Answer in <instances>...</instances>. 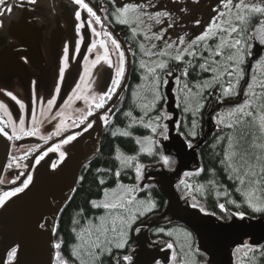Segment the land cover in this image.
<instances>
[{"label": "flooded vegetation", "instance_id": "af4514ba", "mask_svg": "<svg viewBox=\"0 0 264 264\" xmlns=\"http://www.w3.org/2000/svg\"><path fill=\"white\" fill-rule=\"evenodd\" d=\"M89 2L91 3L84 0V3L88 4L96 13V16L100 18V23H96L95 17L86 15L85 11H81L78 7L74 8L71 6L70 2L64 3L62 0L57 1V9L49 5H37L34 7L32 4L27 3V0H7L6 6H0V10L5 12L3 16H0V104L4 106L0 108V113L7 121L11 132L10 152L0 180V196H3L5 192L15 190L18 186L22 187V182L26 177H32V182L24 192L18 193L8 199L10 200L23 196L22 198H24L25 202L20 206L19 217H16L14 220L15 222L12 224L16 231L15 239H10L8 232L0 230V253L4 254L8 264V252L11 248H16L18 256L20 244L22 242L20 238L24 235L26 230H31L33 227L31 223L32 218L28 216L27 212L38 200L39 195L44 192L43 188L38 189L36 185L49 184L45 176L47 174V167L50 163V159H56L54 154H58L61 151L64 153L70 152L72 154L78 153V151H80L79 149L88 142L87 140L90 138V133L96 126L99 125L100 127L101 122L103 129L102 139H104V134L108 126L111 124V127H113L117 123L116 116L120 112H124L123 115L127 118V115L130 113V106H132L133 102L131 96V104H128L127 107L125 104L128 99V85L131 77H129L130 80L125 90L122 92L128 66V58L127 54H125L124 44L130 52L133 69L134 64L138 65L139 63V61L136 60V51L133 44H135L137 50H139V59L141 58L139 43L131 36V32L127 29L129 26L116 21L118 17L116 12L117 8L112 1L89 0ZM6 7H12V12H7ZM15 8L17 9L16 13L18 18L16 19V23L10 24L6 17L10 16ZM40 8H44L46 11L43 12V9ZM77 11L80 12L79 20L76 18ZM93 29L95 31H93ZM103 31L117 41L119 50L124 53L125 74L121 79L120 86L110 97L108 95L106 96L104 106L96 108L95 103H97L99 99L93 92L96 86L94 84V76L96 74H90L88 79L86 77H83V79L79 77L74 81L72 86L68 84L71 82V79L75 77L82 62L87 57L86 55H88L90 37L93 35L91 33L96 34L97 32H102L103 34ZM66 49L67 53L65 52ZM22 54L29 58L28 63H24L21 59ZM66 54L68 56V63L65 68L64 57ZM61 69L65 70L67 75L61 77ZM142 72L143 74L145 73L143 69ZM131 74L129 75L131 76ZM69 75L71 78H68ZM50 81L53 83V89H58V91L48 89ZM139 81L143 82L144 79L139 78ZM78 85L79 87H77ZM42 89L47 90H44L37 96H30L33 92ZM132 92L133 96L136 98V92ZM62 95L67 96L69 99L66 101L63 99L64 97ZM13 96L16 97L15 100L12 99ZM42 97L45 99L46 104H48L50 99L54 100L55 103L51 108L47 105V107H43L42 109L40 108L41 106H38ZM17 101H19V103H17ZM20 104H23L24 107L21 108ZM165 104L166 101L160 110L155 111V119L161 117L159 120L156 119L159 126L161 124H166L168 120L166 110L165 113L163 112ZM84 105L89 107L88 109L91 111L90 115L88 114L89 111L83 113L84 110L82 107ZM51 109H70L73 110L74 113L77 109L80 111V114L77 115L75 113L74 118H70L68 121H65L66 118L59 116H54L51 120ZM21 119L25 121L24 127L26 130L30 131L33 128H37L38 132L35 135L20 134L19 120ZM145 119L148 122H153L150 118ZM141 120H143V117ZM58 125L65 128L60 134L54 132ZM14 127L17 133L15 136L12 135ZM162 132L161 136L156 134V143L158 144L161 139L165 141L168 140V128L166 132ZM177 134L179 133L177 132ZM69 136H75L76 138L67 144L63 143ZM164 136H167V139H165ZM57 145L62 146L57 149ZM55 148L57 150L53 151ZM74 154L66 158L63 161V165L69 158H72ZM49 155L52 156L50 157ZM40 156L44 158L37 164L36 160L39 159ZM133 164L136 167V165L140 163L138 160L132 159L128 166ZM142 169H144V167ZM142 169L140 173L141 183L143 182ZM237 187L242 194V185H238ZM8 200H6V202ZM222 200V204L224 205L229 203L232 206L236 205L237 208L241 205V201L232 197H226V195L222 197ZM245 201L247 203L246 198ZM246 205L248 207V213H257L249 207L248 203ZM191 206L193 207V205ZM194 208L198 209L196 206ZM219 209L221 208L219 207ZM198 210L201 209L199 208ZM202 212L203 214L216 217L224 224L231 222V215L234 213H241L226 208L221 211L224 212V216L221 217H218L214 213ZM248 213H244V217L252 218ZM1 228L2 224L0 223V229ZM194 238L196 252L198 253V241L196 237ZM134 245L132 246L131 254ZM255 253V250L245 248H241L240 251L235 250L234 264H254L252 259ZM199 255L201 256V261L198 262L199 264H213L210 256L204 253H200ZM17 256L12 261V264L17 263Z\"/></svg>", "mask_w": 264, "mask_h": 264}, {"label": "trees", "instance_id": "16d2710c", "mask_svg": "<svg viewBox=\"0 0 264 264\" xmlns=\"http://www.w3.org/2000/svg\"><path fill=\"white\" fill-rule=\"evenodd\" d=\"M105 1L109 2L107 0ZM262 21H264V13H251L246 33L247 36L252 37V39L247 41V43L251 45V48L253 45V38L256 37L259 42L260 36L262 32H264V24L261 23ZM127 29L131 32L129 27H127ZM131 36H133L132 32ZM218 42V39H210L206 41V43L213 46ZM204 43L205 42H200L199 47L196 49V57L186 56L182 61L170 60L166 68L160 72L162 99L156 110H160L166 101L165 107L163 108V112L165 113L167 105L165 88L167 84L165 85L163 81L167 79L169 71L172 73L177 72V80H179V82L176 80L174 93L177 99V108L179 110V121L176 129L187 144L191 143L192 146L200 141V134H203L204 131H206L205 113H207L212 101L216 98L215 103L218 105L234 102L239 99L242 87L246 82V71L248 70L249 61L251 59L250 54L247 55L244 63L240 65L243 71V77L240 79L236 88L238 94L223 96L222 88L219 85H213L211 89H203L199 97H190L188 104L189 111H185L186 104L184 97L187 90L184 88V85L187 83L192 89V92L196 93L197 89L194 85L201 83L204 80L212 79L211 73L203 72L199 69V64L204 62L199 59L200 55L207 56V52H201ZM133 46L136 51V60H138L139 50H137L135 44H133ZM214 59L220 60L221 57H214ZM188 61H191L192 65H195V67L190 66ZM185 68H187L189 72V75L186 78L182 75ZM131 70V80L129 79L130 83L128 85V99L125 104L126 107L128 104L130 105L132 98L133 102L129 110L131 115L128 114L127 118H125L123 115L124 112H120L116 116L117 123L113 127H111V124L108 126V129L104 134V139L102 140L103 145L101 154L94 161H91L89 165H86L83 168L75 191L57 218L53 238L55 239V243L61 244V248L57 249V251H59L64 260L68 261V264H81V259L76 258L74 255V249L81 243L82 239L89 238L87 230L91 229L93 238L95 237V226H99L100 224L99 217L105 216L106 219H108V227H111V220L108 212L103 208H93L90 204L91 200H102L105 191L114 189L120 184L122 186H137L138 200L144 202L145 205L148 202L155 205L150 211L137 215V219L132 226L133 229L141 225L143 222L161 215L167 207V200L163 198V195L160 193L156 185H146L144 188H141L140 176L139 178L137 177L135 165L124 166L120 159L117 158L120 154L134 157V159L138 160L141 167L163 165L165 167L164 169L168 172L175 171L178 164L176 159L164 155L163 148H161L162 146L158 143H156V147L152 149L150 153L140 152L139 138L150 137L153 134L147 126V123L149 122L145 118H150L151 121H157L155 119L156 110L152 108L150 103L149 106L151 109L147 112L145 111L146 114L149 113V115L143 116V120H141L142 118H139L141 115L138 108H141L142 106L139 104L140 101L133 96L132 91H141L143 95L145 94L146 90L143 86L145 82L139 81V78L144 79L146 72L143 74L142 69H140L137 64H134V67ZM257 76L260 82L264 80V56L258 63L254 64L250 82L252 83L253 77H255L256 86L254 87V91L261 93L264 92V88L259 87L260 83H258ZM223 80L224 87H227L228 77H223ZM232 80L233 83H235V77H233ZM245 91L248 93V88ZM143 95L141 96L143 97ZM146 96L147 98H150L147 93ZM245 98L248 99V96L245 95ZM197 100L203 105V107H200L198 110H196ZM257 102L264 103V97H261ZM236 107L222 110L220 113L216 114L215 124L218 125L220 132L214 134L210 143L199 152L201 162L200 170L185 174L183 177L184 179H182V181L176 186V190L182 201L190 199L191 205H196V208L204 209V212L214 213L218 217L224 216V212H221L222 210L219 209V205L223 203V196L226 195V197H232L241 201V205L238 208L236 205L232 206L229 203H226L224 208L247 214L248 207L246 205L247 203L245 201L246 197L244 193L249 190L256 193V188L250 186L246 179V183L242 185L241 194L237 187L241 184L239 183V180L236 179V173L233 172L232 167H229V164H232L235 167V164L239 162L241 156H238V154L240 151L250 154L254 150L252 141L254 138L261 137L262 135L259 127L255 124L257 127L255 128L250 122L242 125H234L232 128L227 127L228 123H233L235 120V117H229L228 114L229 112H233ZM252 110L255 112V108ZM135 117H137V119H135ZM246 119L251 121V118ZM193 124H195V127H193ZM164 125H167V122ZM164 125L161 124L163 132ZM124 132H127L128 135H123ZM230 138L232 140L231 148L229 146ZM231 152L236 153V155L232 157L231 161H229L226 159V156ZM243 156L245 155L243 154ZM163 157L168 158L169 163L167 165L163 163ZM246 158L249 157L246 156ZM117 172H119L118 177L116 175ZM240 174L243 175L242 172H240ZM101 180L103 181L102 184L100 183ZM252 185H259V196L264 197V181H261L260 184L253 183ZM248 214L255 219L264 217V212ZM82 230L83 234L81 235ZM178 231L187 233L188 239L185 245L177 246L174 235L177 234ZM188 234L190 236H188ZM194 237L196 236L188 228L182 225L156 228L150 233V238L153 242L162 240L165 241V243L172 245L174 249V258L170 264H199L198 262L201 261V256L199 255L200 252H198L199 254L196 252ZM134 243L132 232L127 249L117 250L113 248L112 256H109V254L105 252L99 258L98 264H115V256L130 253ZM253 250L256 251L252 259L253 263L264 264V245L262 247H253ZM82 259L85 261V264H88L90 258L85 255ZM157 264H161V262H158Z\"/></svg>", "mask_w": 264, "mask_h": 264}, {"label": "snow or ice", "instance_id": "6c2138e0", "mask_svg": "<svg viewBox=\"0 0 264 264\" xmlns=\"http://www.w3.org/2000/svg\"><path fill=\"white\" fill-rule=\"evenodd\" d=\"M27 3L29 4H35L36 0H27ZM75 3L79 4L80 7L87 9L88 15L90 17H95L96 23H100V18L96 16V13L93 11L91 7L88 6V4L84 3V0H75ZM222 7L224 11H220L219 9H216L215 11L218 12L217 17H214L212 21L210 22L209 26L205 29V31L197 36L194 40L190 41L186 47L182 48H176L174 43H167L165 50L159 51V52H151L148 50H145V46L143 44L140 45L141 49L145 51L146 55L149 56H159V57H170L171 59H174L175 61H182L184 59V56H190V57H196L197 51L196 49L199 47L200 42H205L203 44V48L201 49V52H207V56L200 55L199 59L203 60V63L199 64V69L203 72L211 73L212 79L211 80H204L201 83H198L194 85V87L197 89L196 93L192 92V89L189 87V85L186 83L184 85V88L187 90L185 94V111H189V98L190 97H199L201 94V91L203 89H211L213 85H219L222 88V94L223 96H229L233 94H238L236 92L237 85L239 84L240 79L243 77V71L240 67L244 63L245 57L250 54L251 45L247 43L248 40L252 39V37H249L246 35L247 33V25L250 20V13H264V6H257L254 4H247L245 3V0H239L238 3L233 4L232 0H221ZM7 0H0V6H6ZM143 5H134L129 4L126 5L120 9L117 10L118 12V20L120 23H129L130 20H134L135 22L139 23L141 22V10L143 9ZM233 9H235V12H233ZM12 7H6L7 12H12ZM132 13L133 15L130 17L129 14ZM5 12L3 10H0V16H3ZM168 13L163 12H157L155 14L157 22H159V17L166 16ZM76 18L77 20L80 19V12H76ZM149 19H152L151 16H149ZM217 20H219V24L217 23ZM199 23V21H197ZM264 24V21L261 22ZM93 31H95L93 29ZM260 31V30H258ZM99 35V33H96ZM107 35V33H105ZM155 39L160 40L162 39V36L157 35L155 36ZM210 39H218V43L215 44V46L210 45L206 43L207 40ZM179 44L185 45V39L183 37L179 38ZM260 44L264 45V32H262L259 40ZM112 44L116 46L117 49H119V44L115 39H112ZM93 48L96 47L95 43L92 45ZM101 47H105L103 42H101ZM156 45L153 44L152 48H155ZM168 50H173V52H170ZM234 50V51H232ZM67 53V49L65 50ZM214 57H221L220 60L214 59ZM21 59L24 61V63L29 62V58L27 56L21 55ZM65 59V68L67 67L68 63V56L67 54L64 57ZM101 59H104L109 63V66L111 67V61L108 60V52L107 49H105L103 57H97V59L93 62L95 65L96 63H99ZM189 65L192 67H195V65H192L191 61H188ZM166 63L164 60H159L155 62V66L148 67L147 71L151 73V79L153 83L148 88V91L151 93L152 100L151 105L154 106L156 102L160 101L162 99V94L159 91L161 80L160 76L158 75V70H163L166 68ZM141 67L144 68L146 65L144 62H141ZM64 70L61 69L60 75L63 77ZM125 74V59H124V53L120 52V60H119V67L116 70V79L112 82V88L108 92V96L110 97L111 94L120 86L121 79L124 77ZM168 75H174L171 71L168 72ZM182 75L186 78L189 75L188 69L185 68L182 72ZM227 76V87H224V80L223 77ZM235 77V83H233L232 78ZM147 78V77H146ZM179 82V80H177ZM163 83L166 85L168 83L167 79L163 81ZM256 86V79L253 77V82L248 84V90L249 92L246 93L248 96V99H246L241 105H238L233 112H229V117H235V120L233 123H228L227 127L232 128L234 125H242L245 123H252L257 124L260 130V133L264 135V103H258L261 99V97H264V92L257 93L254 91V87ZM79 87V85L77 86ZM259 87L264 88V81H261L259 84ZM58 91V89H57ZM12 99H16L15 96L12 97ZM95 99V98H94ZM105 95H100L98 102L95 103L96 108H101L104 106L105 103ZM19 103V101H17ZM55 103L54 100L48 101V106L51 108V106ZM197 109L200 107H203L199 103V101H196ZM149 105H144L145 108H147ZM4 106L0 104V108H3ZM20 107L23 108L24 105L20 104ZM255 108V112L252 110ZM91 114V111L88 113ZM131 115V113H129ZM161 117H157L156 119L159 120ZM246 118H251V121H248ZM107 119V118H105ZM222 122V120H221ZM19 132L22 135H35L38 132L37 128H33L32 130H26L24 125L25 121L23 119L19 120ZM152 128V131L156 132V127H153L151 124L148 125ZM159 125H157L158 127ZM193 127H195V124H193ZM2 131V130H0ZM164 131H167V125H164ZM16 128H13L12 135H16ZM58 134V132H57ZM123 135L127 136L128 133L124 132ZM194 135V134H193ZM11 138V137H10ZM43 138V137H42ZM75 136H69L67 137L63 143L67 144L70 141L74 140ZM165 139H167V136H164ZM46 139V138H44ZM150 143H154L151 142ZM188 147H191V143L187 145ZM230 148L232 147V140L230 138L229 141ZM261 149L264 150V144L260 145ZM59 148V145H57V149ZM53 149V151L57 150ZM151 151V149H149ZM60 159L63 160L65 158V153L63 151L60 152ZM236 153L231 152L228 156H226V159L231 161L232 157L235 156ZM44 157L40 156L39 159L36 160V163L39 164L40 160H42ZM118 159L122 160V163L127 164L129 161L134 159L133 157H117ZM257 161L260 162L264 160V156H257ZM163 163L168 164L169 160L167 157H163ZM55 167V165H53ZM229 167H232V170L234 173H236V179L239 180V183L241 185H244L247 183L251 186L253 183H260L261 181H264V165H261V172L259 173L260 179H256L257 173L253 170V166H249L243 173V175L240 174L239 169L234 167L232 164H229ZM141 173V166L136 165V174L139 178ZM117 177L119 176V172L116 173ZM82 179V178H81ZM32 182V177L27 176L26 179L22 182L23 186L16 187L15 190L10 192H5L3 196H0V207L4 205L6 200H8L10 197L17 195L18 193H22L25 191V189L28 188L29 184ZM100 183L102 184L103 181L101 180ZM122 193L119 196H116V190L112 191V197L109 195L108 191H105L103 193L104 199L97 201V200H91L90 204L93 208H103L108 212V215L111 220V227H108V219H106L105 216L99 217L100 224L99 226H95L96 235L93 238V233L91 229L88 231V239H82L81 243L76 246L74 249V255L76 258L81 259V264H85V261L82 259L83 256H88L89 262L88 264H98L99 258L107 252L109 256L113 255L112 249L115 248L117 250H125L128 248V245L130 243L132 232H139V229H133L132 225L135 223L137 219V213L143 214L146 211H150L155 205L151 202H148L146 205L144 202H137L138 206L136 208V211L133 212L132 209L129 207L133 205L135 197L127 198V193L135 191V189L130 188H124V186H119ZM240 191V189H238ZM247 203L249 207L253 209L255 212H264V200L257 201V199L253 196L252 192L249 190L244 193ZM196 205H193L195 207ZM219 207L223 210L225 205L220 204ZM120 210V211H118ZM201 211H204V209H201ZM115 213V214H113ZM234 216H238L241 220L244 219V213H234ZM83 234V230L81 235ZM55 249H60L61 244L56 243L54 245ZM169 248H172V245H168ZM241 248L253 250L252 245L243 244L239 246L236 251H240ZM135 251V249H133ZM17 256V249L11 248V250L8 252V261L9 264H12V261ZM56 264H68L67 260H64L59 251L56 252ZM115 264H134V257L131 253L115 256Z\"/></svg>", "mask_w": 264, "mask_h": 264}, {"label": "water", "instance_id": "95a60500", "mask_svg": "<svg viewBox=\"0 0 264 264\" xmlns=\"http://www.w3.org/2000/svg\"><path fill=\"white\" fill-rule=\"evenodd\" d=\"M88 3L89 0H85ZM109 26V24H108ZM125 54L128 58L126 80L122 87L125 90L129 82L132 69L130 52L125 46ZM264 56V46L256 37L253 38V45L250 50V61L246 71V82L242 87L239 99L234 102L216 105V98L212 101L206 114V132L200 141L193 145L189 153H185V143L187 142L177 136L176 126L179 121V110L177 99L174 93L178 73L167 77L168 83L165 88L167 99L166 112L169 116L167 120L168 140H159L164 155L177 160L176 170L168 172L163 165L145 167L144 181L141 188L146 185H156L158 190L167 200V207L164 212L143 222L133 231L135 245L132 252L134 264H170L174 249L169 248V243L165 241L153 242L150 233L156 228L185 226L197 238L198 252L211 257L213 264H234V250L247 242L253 247L264 245V217L249 218L241 220L237 216L231 215V222L224 224L214 216L205 215L201 210L191 206L190 199L182 201L176 190V186L184 179L185 174L197 172L201 168L199 152L207 146L213 135L219 133L218 125L215 124V116L222 110H227L241 105L245 100L248 84L251 82V74L254 64L258 63ZM0 180L3 174L6 160L11 147V132L7 121L0 113ZM181 136V135H180ZM182 137V136H181ZM103 129L100 123L98 137L87 140L84 148L79 153L69 159L55 180L54 187L39 195L38 200L32 205L27 214L32 218V229L26 230L20 238L22 241L17 256L16 264H55L57 249L54 245V230L58 215L68 203L78 184L83 168L91 161H94L102 150ZM245 218V217H244ZM248 218V217H247ZM30 228V227H29Z\"/></svg>", "mask_w": 264, "mask_h": 264}, {"label": "rangeland", "instance_id": "374dc122", "mask_svg": "<svg viewBox=\"0 0 264 264\" xmlns=\"http://www.w3.org/2000/svg\"><path fill=\"white\" fill-rule=\"evenodd\" d=\"M57 1L58 0H36V3L32 4V6L35 7L37 5H49L52 8L57 9L58 8ZM62 1L64 3L70 2L72 7L74 8L78 7L79 9H81V11L82 10L85 11L86 15H88L87 9L80 7L79 4L75 3V0H62ZM107 1L109 2L112 1L114 5L116 6L117 10L129 4L144 6L143 9L141 10V22L137 23L134 20H130L129 23H124L130 27L134 39L139 43V49L141 50L140 51L141 58L138 59L139 61L138 65L140 69H143L146 72V76L144 78L145 84H143L146 92L144 95L141 91L136 92L137 94L136 99L140 101L139 104L142 106L141 108H138V110H140V115H141L139 118H142L143 116L149 115V113L146 114V112L149 111V109L151 108L150 106L145 108L144 105H150L151 100H152L151 93L148 91V88L153 83L151 79L152 74L147 71V68L155 66V62L159 60H164L166 65H168V62L174 59H171L170 57H167V56L159 57L155 55L154 56L146 55L145 51L141 49L140 45L143 44L145 46V50H148L151 52H159V51L165 50L167 43H174L176 48L186 47L190 41L194 40L197 36L201 35L205 31V29L209 26L210 22L212 21L214 17H217L218 12L215 10L219 9L220 11H224V9L222 7L221 0H107ZM232 2L233 4H235V3H238L239 0H232ZM245 3L254 4L257 6H264V0H245ZM40 9H43V12L46 11L44 10V8H40ZM16 11L17 9L15 8L14 12L10 16L6 17L10 24L16 23V19L18 18ZM157 12L168 13V15L159 17V22H157L156 17H155V14ZM233 12H235V9H233ZM132 15H133L132 13L129 14L130 17ZM149 16H151L152 19H149ZM116 21L120 23L118 18L116 19ZM197 21H199V23H197ZM217 23L219 24V20H217ZM105 33L106 32L104 31H103V34L102 32H100L99 35L91 33L93 35H91L92 37H90L91 40H90V48L88 51V55H86L87 57L82 62L80 69L78 70L75 77H73L71 79V82L68 84L69 86H72L74 81L77 78L81 77L83 79V77H86L88 79L90 74L92 73L96 74L94 76L95 77L94 84L96 86L93 89V92L98 98L100 95H105L106 97L109 90L112 88V82L116 79V70L119 67L120 52H121L119 49L116 48L115 45L112 44L113 38L109 34L105 35ZM157 35L162 36V39L160 40L155 39V36ZM181 37L185 39V45L179 44L178 41H179V38ZM101 42H103L105 47H101ZM94 43L96 45L95 48L92 47ZM153 44L156 45L155 48H152ZM105 49H107L108 60L111 61L112 66L110 67L109 63L105 61L104 59H101L99 63H96L94 65L93 62L97 59L98 56L103 57ZM168 51L173 52V50H168ZM186 56L187 55H185L184 58ZM141 62H144L146 67L142 68ZM160 72L161 70H158V75L160 76V80H161ZM63 75H67L65 70L63 72ZM68 78H71L70 75L68 76ZM50 80H53V79H50ZM257 80H258V83H260L258 76H257ZM48 89H51V90L53 89L52 81H50ZM44 90H47V89L35 91L30 96L31 97L37 96L39 93L43 92ZM53 91H57V89H53ZM159 91L161 92V84H160ZM146 93L147 95L150 96L151 99L147 98ZM141 95H143V97ZM63 97H64L63 99H65L66 101L69 99L67 98V96H63ZM160 102L161 100L156 102L154 106L151 105L152 108L156 110ZM47 105L48 104L45 103V99L42 97L40 99V104L38 106H41L40 108L43 109V107H47ZM82 108L84 110L83 113H86L89 111L88 109L89 107L85 105ZM50 111H51L50 112L51 120L54 116L55 117L59 116V117L66 118L65 121H68L70 118H74L75 113L77 115L80 114V111H78L77 109L75 110V113L73 110H70V109H64V110L63 109H51ZM169 116L170 115L167 114L168 119H169ZM135 119H137V117H135ZM149 124H151L153 127H156L155 133L152 131V128L148 126ZM157 125H159L158 121L147 123V126L150 128L153 134L150 137L141 138V139L139 138L141 153H150L151 151H149V149L152 150L155 148V143L157 139L156 134H159L161 136V132H162L161 125L158 127ZM253 125L255 126V128L258 127V123L256 124L257 127L255 124ZM160 129H161V132H160ZM63 130H65V128L61 127V125H58L55 128L54 132L55 133L58 132V134H60L62 133L61 131ZM98 133H99V125L93 129V131L90 133V137H92L93 139H96L98 137ZM177 136H179L180 140L183 141L182 140L183 138L179 134H177ZM150 141L154 143H150ZM252 144L254 146V150L250 154H247L246 152L243 153L241 151L238 154V156H241V157L239 158V162L235 164L236 165L235 167L238 168L239 171L242 172V174L249 166H253V170L257 174H259V172H261V165H264V160L258 162L256 159L257 156H264V150H262L260 147V145L264 144V135H261V137L254 138V140L252 141ZM62 145H59V147H61ZM187 145L188 144L185 143V146H184L186 149L185 150L186 154L189 153V151L192 149V146L188 147ZM84 146L80 148L79 150L81 151L84 148ZM78 153L77 152L75 154L73 153L74 154L73 157H75ZM59 154L60 153L58 154L55 153L54 156H56V159L51 158L50 163L48 161L49 164L47 167V174L45 177L47 181L49 182V184L36 185L38 189L43 188L44 189L43 191L46 193L47 191H50L55 186L54 185L55 180H57V177H59L60 173L63 171V168L65 166V164L63 165V161L66 158L73 155L70 152H66L65 158L61 160ZM243 154L245 156H243ZM49 156L51 157L52 155H49ZM125 156L126 155H122V154L119 155V157H122V158ZM246 156L249 158H246ZM72 158H69V159H72ZM120 161L122 163L121 159ZM129 162L127 164H124V163L122 164L124 166H128ZM53 165H55V167H53ZM142 168L143 167H141V169ZM246 179H249V178H246ZM256 179H260L259 175H257ZM143 181H144V172H143ZM140 184L142 183L140 182ZM119 186H121V184ZM119 186L115 187L114 189L108 190L111 198H115V197H112L113 190H116V196L123 194ZM251 186H253V188H256V193L253 191L251 192L253 196L256 197L257 201L264 200V197L259 196L260 195L259 185H251ZM124 188L135 189V191L127 193V198L135 197L133 205L129 206L132 209V211L135 212L138 206L137 202H140L137 197L138 188L137 186L136 187L124 186ZM22 197L10 199L7 202H5L2 207H0V223L2 224V228L0 230H3L4 232H8L10 239H15V236H16V231L14 227L12 226V224L15 222L14 220L16 219V217H19L20 215V212H19L20 206L25 203L24 198ZM138 214L139 213H137V215ZM237 218L239 217L237 216ZM244 220H249V218L245 217ZM188 236L190 235L188 234ZM174 237L176 239L177 246L185 245L188 239L187 233H183L181 231H178V233L175 234ZM244 244H247V242H245ZM173 258H174V254L171 257V261ZM233 258H234V252H233ZM0 264H8L6 262V258L3 253H0Z\"/></svg>", "mask_w": 264, "mask_h": 264}, {"label": "bare ground", "instance_id": "6f19581e", "mask_svg": "<svg viewBox=\"0 0 264 264\" xmlns=\"http://www.w3.org/2000/svg\"><path fill=\"white\" fill-rule=\"evenodd\" d=\"M205 132H206V131H204V133H203V134H200V137L204 136ZM257 213H259V212H257Z\"/></svg>", "mask_w": 264, "mask_h": 264}]
</instances>
